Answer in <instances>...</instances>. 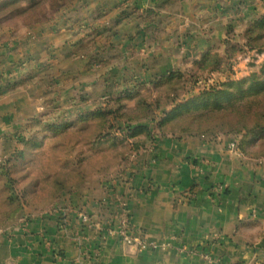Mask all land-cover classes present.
Returning <instances> with one entry per match:
<instances>
[{"label":"crops","instance_id":"crops-1","mask_svg":"<svg viewBox=\"0 0 264 264\" xmlns=\"http://www.w3.org/2000/svg\"><path fill=\"white\" fill-rule=\"evenodd\" d=\"M263 13L264 0H71L21 33L0 24V162L26 125L73 120L136 84L155 91L161 76L184 74L204 52L224 56L228 26L230 41L243 44L247 22ZM89 34L97 52L75 56ZM92 55L106 63H90ZM230 142L154 131L122 163L85 175L58 198L25 204L0 228V264H213L206 254L220 264H264V157ZM111 213L114 225L126 216L144 237L169 245L137 249L97 235L93 225Z\"/></svg>","mask_w":264,"mask_h":264},{"label":"trees","instance_id":"trees-1","mask_svg":"<svg viewBox=\"0 0 264 264\" xmlns=\"http://www.w3.org/2000/svg\"><path fill=\"white\" fill-rule=\"evenodd\" d=\"M18 1L20 0L10 2ZM26 1L33 2L26 13L41 3V0ZM60 11L55 8L50 16L43 18L39 13H34L29 16V22L30 24L48 22ZM122 14L124 16V13ZM138 17L143 18L142 15ZM147 18L150 16L146 15L145 19ZM227 31L226 54L222 56L216 50H209L200 58L193 60L192 66L196 68L190 75L193 80L198 72L209 73L223 64L229 66L230 62L226 59L230 56L229 49V52H233L238 46L241 50L263 48L264 13L247 22L242 35L243 44L230 41L231 26H228ZM94 43L95 36L91 34L84 40L80 38L74 55L80 57L89 53ZM89 62L106 63L93 55ZM182 75L181 71H174L161 76L155 84L165 85ZM142 86V83L136 84L104 98L102 105L79 112L73 120L47 122L45 128L49 134L39 136L43 129L39 125L33 128L38 124L36 122L26 125L28 131L20 133L22 135L17 139L10 154L0 162V228L20 215L25 204L36 201L35 198L26 196V193L30 192L26 189L27 185L21 190L18 174L28 169L36 156V151L43 147L47 136L53 138L51 148L54 160L58 164L53 172L47 173L43 178L48 185L47 195L51 199L68 192L85 175L122 163L130 152L136 151L145 142L152 141L154 132L145 121L159 105H154L153 101L142 95ZM129 100H134L133 106L128 105ZM157 133L210 138L229 136L233 138L235 147L245 156L263 158L264 61L258 71L237 79L226 78L189 94L166 110L163 109L156 124ZM124 143L129 146L122 149Z\"/></svg>","mask_w":264,"mask_h":264},{"label":"rangeland","instance_id":"rangeland-1","mask_svg":"<svg viewBox=\"0 0 264 264\" xmlns=\"http://www.w3.org/2000/svg\"><path fill=\"white\" fill-rule=\"evenodd\" d=\"M10 1L11 0H0V24L13 28L12 34H17L21 33L19 32L20 30L30 25V15L39 13V16L42 18L50 16V14H52V10L55 8L63 11L66 3L71 0H62L61 2L58 0H41V3L38 6L30 9L27 13L25 11L30 8L33 2L30 3L26 0H20L12 3ZM242 41V39L237 40V42ZM225 47L228 49V45ZM229 50L228 53L230 56L227 57L228 60H230V67L224 64V67L226 66L224 69L217 68L209 73L198 72L195 80H193L194 78H191L192 76L190 75L192 72L196 71V68L189 66L186 70H184L185 72L180 78H175L172 80L173 82L171 81L173 84H170V87H167V85H161L160 88L155 89V91H151L148 88L146 91H141L142 95L147 96L150 101H153L154 105H159V107L153 111L151 117L145 121L150 128H152V130L156 131V124L162 115V112L160 113L159 110L160 108L166 110L189 94L195 93L206 86H210L211 84L217 83L226 78L237 79L246 76L253 71H258L264 61V47L261 49L244 48L241 50L238 46V48L233 52H229ZM92 51L97 52V49ZM106 60H108V57H106ZM177 81H179L180 84H177ZM45 134H49V131H47L44 126L43 131H41L38 135L43 136ZM52 139L53 138L49 136L45 138L43 147L36 151V156L32 163L29 164L28 169L24 171V173H21L25 175L21 176V174H18V176H20L18 184L22 187L21 190L24 185H27L26 189L30 192L26 193V196L29 198L38 199L39 197V199H45L47 197L46 189H48V185H46L47 183H45L43 178L46 177L47 173L53 172V170L58 167L57 162L54 160V153L51 148L53 144ZM124 145L125 146L122 149L129 146L127 143H124ZM109 156L110 155H108V157ZM108 157L106 158L108 159Z\"/></svg>","mask_w":264,"mask_h":264},{"label":"built area","instance_id":"built-area-1","mask_svg":"<svg viewBox=\"0 0 264 264\" xmlns=\"http://www.w3.org/2000/svg\"><path fill=\"white\" fill-rule=\"evenodd\" d=\"M230 147L233 148L235 147L234 142H230ZM202 163H207L206 160H203ZM226 186V184H220L216 187H214L215 192H221L224 187ZM113 198L114 200H117L119 198V195L116 194L115 192H112ZM95 203L97 204L98 201H95ZM114 213H111L110 216H107L106 220L104 222H97L95 223L93 226H95L96 230L95 233L97 235H101V236H115L116 238H118L120 241H122L123 243L133 246L137 249H144V248H148V247H156L159 245L162 246H168L169 244H166L164 242H157L156 240H152V239H147L146 237L143 236L142 232L136 228L133 227L129 224L128 219L126 216H123L120 220V223L117 225H114L112 223V215ZM80 219L82 220V222H87L89 223V218L87 215L81 213L79 214ZM23 221H26V218L23 219ZM180 252L189 254L191 251L189 250V248L181 246L179 249ZM95 259H97L98 256V252L96 251L95 254ZM204 257L211 263L213 264H220L218 262V259L214 258L213 256L206 254L204 255Z\"/></svg>","mask_w":264,"mask_h":264}]
</instances>
